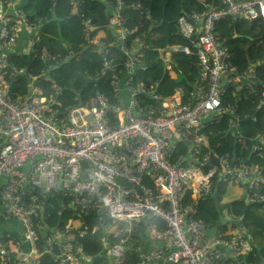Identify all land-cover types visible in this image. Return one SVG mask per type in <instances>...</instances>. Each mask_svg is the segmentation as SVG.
Returning <instances> with one entry per match:
<instances>
[{
	"label": "built area",
	"instance_id": "obj_1",
	"mask_svg": "<svg viewBox=\"0 0 264 264\" xmlns=\"http://www.w3.org/2000/svg\"><path fill=\"white\" fill-rule=\"evenodd\" d=\"M73 7L87 44L102 57L101 72H112L114 47L124 56V75L111 73V98L98 89L96 79L94 94L85 104L63 107L58 87L43 96L31 76L27 95L12 96L8 79L14 67L9 57L15 54L21 32L28 34L24 52H33L41 22L31 20L14 0L0 3V178L5 179L0 202L4 217L19 223L23 237L19 241L4 234L0 264H43L44 255L48 261L53 257L54 264L90 261L80 249H73L66 232L44 229L38 241L41 227L36 217L51 193L67 199L77 217L91 212L107 216L92 228L78 219L73 225L78 226L79 237L101 228L103 255L112 264L124 262L134 226L146 219L145 236L154 248L145 251L146 245L137 264H264V259L248 260L253 248L242 217L227 219L223 228L196 216L199 203L213 196L217 183L238 186L246 202L257 203L264 211V168L242 163L238 154L209 141L215 135L212 127L226 119L228 134L245 143L237 129L245 118H256L254 113L237 111L240 97L234 95L259 96L264 104V83L255 86L256 67L235 66L226 40L215 33L216 23L227 18L264 19V0H215L205 14L190 12L177 19L178 33L194 51L196 74L189 89L176 87L170 96L158 94L157 84L134 81L141 53L134 48V30L125 26L120 13L121 0L115 1L107 22L113 32L110 42L91 36L94 28L86 13ZM134 7L141 9L139 3ZM171 53L192 54L176 45L160 51L162 60L167 62ZM250 143L241 148V155L264 149L262 131ZM117 178L129 187L117 183ZM57 241L59 249L52 254Z\"/></svg>",
	"mask_w": 264,
	"mask_h": 264
},
{
	"label": "trees",
	"instance_id": "obj_2",
	"mask_svg": "<svg viewBox=\"0 0 264 264\" xmlns=\"http://www.w3.org/2000/svg\"><path fill=\"white\" fill-rule=\"evenodd\" d=\"M10 0H0L6 4ZM116 0H26L22 9L31 20L40 21L41 29L37 33V50L42 55L15 53L9 57V62L17 69H24L22 74L14 75L11 80V94L14 98L24 97L28 93L27 76L32 74L39 77L40 71L56 55H65L72 51L73 56L69 61L57 64V66L47 74L49 80L39 79L36 86L42 91V95H48L49 87L53 84L59 86L61 91L58 96L59 103L65 106H74L79 102L84 103L93 94L95 88L93 83L97 82L98 89L104 94L109 95L108 77L111 73L118 76L124 75L123 62L124 56L119 51L110 47L112 72L102 73V57L98 55L94 48L87 44V36L83 31L81 19L74 12L73 4L78 10H83L90 24L94 27L90 35L104 33L107 42L112 41L113 32L107 27V22L114 11ZM123 7L120 9L125 26L129 30H134L132 36L134 48L139 50L141 58L134 75L136 83L145 86L157 84L156 92L162 96L172 95L176 87L189 89L191 82L195 79L196 59L194 51L189 41L178 33L176 21L179 17L185 16L190 12L205 14L210 5L215 4V0H121ZM247 1V0H242ZM136 3L141 5V9L134 7ZM133 5V6H131ZM73 11V13H72ZM55 15L59 21L50 22ZM215 33L226 40L230 48L231 62L240 69L256 67L257 81L264 83V64L259 62L264 60V19L255 20L227 18L216 23ZM178 45L189 48L191 55L184 53H171L168 61H163L160 54L161 50ZM90 83L84 87V80ZM240 97L237 104V111L240 114L245 112L254 113L256 118H245L241 121L237 134L245 141L242 145L236 142L233 136L228 134L229 127L227 120L223 119L224 124H216L211 131L214 137L209 138L211 144H221V149L229 153L235 152L240 157V162L259 165L264 168V149L259 153L245 152L241 155V148L251 144V138L262 131L264 135V104L260 103L259 96H252L245 92L234 95ZM112 100V99H111ZM231 100V97L228 98ZM228 104V103H227ZM262 105V106H261ZM256 110V111H255ZM221 130V136L217 131ZM226 185L217 183L213 196L199 203L197 218L206 223L217 221L221 215L219 204L222 203L226 194ZM226 214L233 217L242 216L248 226L251 237L252 254L248 255V260L258 263L264 259V211L257 203H248L243 199L232 200L226 206ZM101 216L100 222L97 219ZM97 215L95 212L89 213L85 218L77 217L69 206V201L63 199L57 193L48 195L45 210L36 217L40 229L37 230L38 241L44 229L49 231H63L71 235L73 249L80 251L91 260L90 264H112L103 255V248L100 242L102 229L95 234L88 233L83 237L77 235V227L73 222L77 219L81 224H87L89 228L94 225L103 224L108 218L103 214ZM217 224V223H215ZM147 219L138 222L133 230L128 242L131 247L122 264H137L138 255L146 246L148 240L145 236ZM44 232H47L45 230ZM44 234V233H43ZM59 243L56 242L52 247V254H57ZM43 262L54 264L48 261V255H44ZM43 263V264H45Z\"/></svg>",
	"mask_w": 264,
	"mask_h": 264
},
{
	"label": "crops",
	"instance_id": "obj_3",
	"mask_svg": "<svg viewBox=\"0 0 264 264\" xmlns=\"http://www.w3.org/2000/svg\"><path fill=\"white\" fill-rule=\"evenodd\" d=\"M14 2H15V5L16 6H23L24 4H25V2H26V0H14ZM73 13V12H72ZM83 28V27H82ZM94 28V27H93ZM41 29V28H40ZM40 31V30H39ZM38 31V32H39ZM84 31V30H83ZM37 32V33H38ZM37 33L35 34V37H34V50H33V52H31V53H26V52H24V48H25V45H26V38H27V33L26 32H21L20 33V35H19V38H18V43H17V45H16V47H15V53H22V52H24V53H26V54H33V55H42L43 53L41 52V51H39V50H37V48H36V44H37V41H38V39H37ZM85 33V32H84ZM86 34V33H85ZM87 36V35H86ZM94 36H96L97 37V39L99 40V39H103V40H105V37H104V33H99V34H97V35H94ZM87 39H88V36H87ZM106 41V40H105ZM174 46H176V45H174ZM172 47V46H171ZM21 48H22V50H21ZM169 48V47H168ZM66 55H68V56H73V53H72V51H70V52H68L67 54H65V55H63V56H61V55H56V56H54V57H52L51 59H50V61L44 66V68H42V70L40 71V74H39V77H34V76H32V74H29L28 76H31V77H33V78H35V86H36V83L39 81V79H43L44 81H48L49 80V78H48V76H47V74L49 73V71L52 69H54L56 66H57V64H59V63H62V62H67V61H69V59L68 60H66V61H61V59L64 57V56H66ZM43 56V55H42ZM169 57H170V55H169ZM10 63V62H9ZM12 66V65H11ZM12 67H14V70H13V75L11 76V78L10 79H8V82L10 83V85H11V80H13L14 79V75H15V73L16 74H22L23 72H24V69H17L15 66H12ZM22 71V72H21ZM28 76H27V80H28ZM110 79V76L108 77V80ZM36 87H38V86H36ZM54 87H58L59 89H60V87L59 86H56V85H51L50 87H49V90H48V93L49 94H52L53 93V89H54ZM30 88V84H29V81H28V89ZM39 88V87H38ZM61 91V89L59 90V92ZM93 94H94V92H93ZM92 94V95H93ZM91 95V96H92ZM90 96V97H91ZM89 97V98H90ZM89 98H88V100H89ZM87 100V101H88ZM86 101V102H87ZM86 102H84V103H82V104H85ZM5 182V179L4 178H0V186L3 184ZM222 184V183H221ZM226 185V184H225ZM226 187H227V189H226V194H225V196L223 197V200H222V203H220L219 204V209L221 210V215L219 216V219L217 220V221H212V222H210V223H208V224H213V223H217V224H219L221 227H223V228H225V222H226V220L227 219H231V218H238V217H242V216H238V217H233L232 215H230V214H226V206L232 201V200H235V199H243L244 200V198H243V196H244V192H243V189H241V188H239L238 186H236V185H230V186H228V185H226ZM229 187H230V189H229ZM228 189L231 191V193H229V195H227V192H228ZM245 201V200H244ZM46 202H47V200H46ZM246 202V201H245ZM261 208V207H260ZM74 212V211H73ZM221 218H223V220H224V222H222L221 221ZM243 218V217H242ZM244 219V218H243ZM245 221V220H244ZM4 234H11V236H13V237H15L17 240H19V241H21L22 239H23V237H22V231H21V228H20V226H19V223L17 222V221H15V220H13V219H8V218H5L4 217V215H3V206H2V203L0 202V239L4 236ZM58 243L60 242V241H57ZM148 247L146 248H144V250L146 251L147 249H148V251H150V250H152L153 248H154V244L153 243H151L150 241H148L147 242V244H146ZM91 263V260L89 261V262H81V264H90Z\"/></svg>",
	"mask_w": 264,
	"mask_h": 264
},
{
	"label": "water",
	"instance_id": "obj_4",
	"mask_svg": "<svg viewBox=\"0 0 264 264\" xmlns=\"http://www.w3.org/2000/svg\"><path fill=\"white\" fill-rule=\"evenodd\" d=\"M49 21L50 22H57V21H59V19L55 15H53ZM89 83H90V81L88 79H85L84 80V87H86ZM116 181H117V183H119L122 186L129 187V184L126 181L122 180V179L117 178ZM221 221L224 222L223 218H221ZM46 236H47V232H44L42 238L45 239ZM23 247L26 250L28 249L27 244H25ZM125 251H126V249H125ZM9 257H10V259L12 261L13 260L12 254H9Z\"/></svg>",
	"mask_w": 264,
	"mask_h": 264
},
{
	"label": "rangeland",
	"instance_id": "obj_5",
	"mask_svg": "<svg viewBox=\"0 0 264 264\" xmlns=\"http://www.w3.org/2000/svg\"><path fill=\"white\" fill-rule=\"evenodd\" d=\"M229 189H230V187H229ZM229 189H228L227 195H229V193H231V191Z\"/></svg>",
	"mask_w": 264,
	"mask_h": 264
},
{
	"label": "clouds",
	"instance_id": "obj_6",
	"mask_svg": "<svg viewBox=\"0 0 264 264\" xmlns=\"http://www.w3.org/2000/svg\"><path fill=\"white\" fill-rule=\"evenodd\" d=\"M80 103V102H79Z\"/></svg>",
	"mask_w": 264,
	"mask_h": 264
}]
</instances>
